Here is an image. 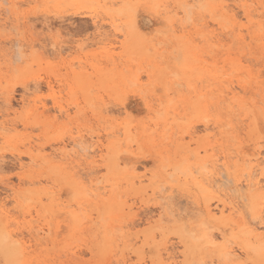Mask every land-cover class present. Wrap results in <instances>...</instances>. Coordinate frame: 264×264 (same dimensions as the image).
I'll list each match as a JSON object with an SVG mask.
<instances>
[{
  "label": "rangeland",
  "instance_id": "obj_1",
  "mask_svg": "<svg viewBox=\"0 0 264 264\" xmlns=\"http://www.w3.org/2000/svg\"><path fill=\"white\" fill-rule=\"evenodd\" d=\"M205 69L247 87L203 118ZM263 71L264 0H0V264H264ZM214 167L244 186L231 219Z\"/></svg>",
  "mask_w": 264,
  "mask_h": 264
},
{
  "label": "bare ground",
  "instance_id": "obj_2",
  "mask_svg": "<svg viewBox=\"0 0 264 264\" xmlns=\"http://www.w3.org/2000/svg\"><path fill=\"white\" fill-rule=\"evenodd\" d=\"M4 1V0H2ZM177 2H180V4H183L187 1V0H176ZM185 1V2H184ZM184 2V3H182ZM186 7V5H185ZM165 9V8H164ZM187 10V9H186ZM184 12V11H182ZM174 14L175 15H178L179 14V11L177 10H174ZM184 14H188V17H189V12L188 13H185ZM187 17V18H188ZM94 18V17H93ZM180 19V24L179 25H184L183 21H181V18ZM118 20V19H117ZM178 25V26H179ZM97 26V25H96ZM137 26V25H136ZM100 27V26H99ZM139 29V28H138ZM100 35V34H99ZM103 35V34H102ZM183 37L186 36V35H182ZM101 39V37H100ZM239 40V39H238ZM237 40V41H238ZM233 42V41H232ZM236 42V41H235ZM233 42V44L235 43ZM16 43V42H15ZM194 43V40H191L190 37L188 39H185L183 41V43H181L180 47V51L181 53L183 54L182 56L184 57V61L183 62H180L178 63L179 66H180V70L183 71V72H187V71H197V74L196 75H201L202 72H198L199 70H201V68L199 67H192V64L191 62H189L187 56H188V53L190 52L192 54L193 52V56H195V58H197L198 56H200V54H198V51H196L195 49L191 48V44ZM203 43H205L207 45V47L209 48L208 52L211 53V50L212 47L214 46H220L222 45L221 43V40L220 39H213V40H207V41H203ZM13 44V43H12ZM239 44V43H238ZM15 45V44H14ZM13 45V46H14ZM197 45V44H196ZM201 46V45H200ZM196 47V46H195ZM197 48V47H196ZM14 53V52H13ZM16 53V52H15ZM17 54V53H16ZM207 54V53H206ZM18 57V55H15ZM240 59H238V62H234V69L235 70H240L241 69V65H240ZM210 65V64H209ZM220 71V70H219ZM205 72L206 74H208V77L207 79L205 78V83L201 85V88L199 90H196L195 91V95H197V97H201L199 100H196V103H194V110H195V113L198 114V111H199V114L200 116H202L203 118H206V115H205V112H206V109L208 107V102H214L217 100L218 97H221L222 93H228V92H233V93H238V91H236L237 89H240L241 91H245L246 90V87H247V83L243 81V83H239V82H234L233 79H228V78H225L223 77L222 74H220L218 71L216 72H212L211 69H205ZM264 72V71H263ZM229 73V72H228ZM231 73V71H230ZM194 75V76H196ZM200 79H202L201 77H199ZM135 78V77H134ZM239 78V77H238ZM189 79V78H188ZM240 79V78H239ZM191 80V79H190ZM243 80V79H242ZM241 80V81H242ZM58 81V80H57ZM201 81H204V78L201 80ZM174 83V82H173ZM206 89V90H205ZM213 89V92H214V95H209L210 94V90ZM259 92V91H258ZM263 92V91H262ZM257 93V92H256ZM231 94V93H230ZM11 98V96H10ZM234 100H236V98H233ZM7 100H9V98L7 97ZM220 102V101H218ZM160 104V103H159ZM221 106V105H220ZM160 107V105H159ZM228 107V106H227ZM230 107V106H229ZM260 115V114H259ZM160 117V116H159ZM236 117V116H235ZM261 117V116H260ZM254 118V117H253ZM262 120V119H261ZM228 121V120H227ZM169 123V122H168ZM227 124V123H225ZM228 125V124H227ZM225 125V126H227ZM223 126V128L225 127ZM178 128V127H177ZM187 128V127H186ZM208 129V128H207ZM261 129V128H260ZM165 130H168V128L166 129L165 127ZM128 131L130 132V130L128 129ZM194 132V131H193ZM222 134V133H221ZM220 134V135H221ZM76 137V136H75ZM82 137V136H81ZM227 137V136H226ZM231 137V135H230ZM91 138H93L91 136ZM90 139V138H89ZM221 139V138H220ZM69 141H71L69 139ZM79 141V139H78ZM82 141V140H81ZM225 141V140H224ZM84 142V141H83ZM86 142V141H85ZM84 142V143H85ZM94 142V141H93ZM83 143V144H84ZM138 143V142H137ZM73 147L75 146H78L80 145V142H77V140L75 138H73L72 140V143H68V144H65L63 145V147L61 148L60 150V154L61 155H66L68 154V151L66 150L67 148V145H71ZM82 144V142H81ZM87 144H85L86 146ZM90 143H89V146L90 147ZM86 147H82V149L86 150L85 149ZM95 148V147H94ZM206 148V147H205ZM80 149H78L79 151ZM88 150V149H87ZM92 150V149H91ZM91 150H88V151H91ZM96 150V149H95ZM97 151V150H96ZM178 152V151H177ZM91 153V152H90ZM72 154V153H71ZM28 156L30 158H32V155L31 154H28ZM118 156H115V158L113 159V164H118V161H117V158ZM218 157V156H216ZM255 157V156H254ZM253 157V158H254ZM264 157V156H263ZM227 158V157H226ZM213 162V161H212ZM248 162V161H247ZM221 164V163H220ZM220 164H218L220 166ZM224 166V165H223ZM247 169V167H246ZM75 174V173H73ZM252 174H254L253 172V169L250 170V172L248 173V177L243 179L244 181V184L245 186L247 187H253V188H259L260 187V183H259V180H254L251 178ZM113 176V175H112ZM192 176V175H191ZM253 177V176H252ZM203 181L205 183H207V185L210 187V188H214L215 191H217L218 195L216 196V206L214 208H210L209 205H207V212L210 214V217L211 218H216L218 216V219H225V218H229L231 219L232 215L238 210V207H239V197L240 194H239V191L243 189L244 186H242L243 183H238V182H232L231 178L229 177V172H228V169L226 167L224 168H213L211 169L209 172H207V174H205L203 177ZM259 179V177H258ZM100 181V179H98ZM97 180V181H98ZM74 181V179H73ZM96 181V182H97ZM111 181V180H110ZM242 181V180H241ZM75 182L78 184L79 182H77L75 180ZM263 182V180H262ZM108 184V183H107ZM262 186V185H261ZM115 187V185L113 186V188ZM112 188V189H113ZM110 187V192L113 191ZM138 189V188H137ZM105 190V189H104ZM248 191V190H247ZM47 193V192H46ZM93 194V193H92ZM118 197V196H117ZM163 198H166V196H163L161 197V199ZM242 199H244V197L242 196ZM160 200V199H159ZM81 204V203H80ZM169 204V203H168ZM79 205V204H78ZM242 205V204H241ZM168 206V205H167ZM114 206H111L109 207V210H107L109 213L111 214H117V212L120 210V208L118 207L117 210H115L114 208H112ZM244 207V206H243ZM242 208V206H241ZM252 208L255 212V216L258 217V218H261V210L260 208L257 206V203L256 202H252ZM166 209V208H165ZM243 209V208H242ZM45 210V209H44ZM244 211V209H243ZM46 212V211H45ZM226 212H228V214H226ZM61 213V212H60ZM257 218V219H258ZM78 219L77 215H76V220ZM63 227V226H62ZM42 230V229H41ZM40 230V231H41ZM31 231V230H30ZM37 231V229L35 230ZM43 231V230H42ZM61 231V230H60ZM38 232V231H37ZM45 232V230L43 231ZM48 232V230L46 231ZM33 234V233H32ZM35 235V233L33 234ZM40 237H43V236H40ZM6 233L4 231V228H3V225H1L0 223V249L4 250V248L6 247ZM208 240L210 237H207ZM40 239V238H39ZM41 240V239H40ZM212 239H210L208 242L213 244ZM42 241V240H41ZM43 242V241H42ZM226 255L228 253H225ZM1 260V259H0Z\"/></svg>",
  "mask_w": 264,
  "mask_h": 264
}]
</instances>
